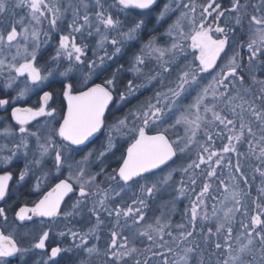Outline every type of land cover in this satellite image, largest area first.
<instances>
[{
  "label": "snow or ice",
  "instance_id": "1",
  "mask_svg": "<svg viewBox=\"0 0 264 264\" xmlns=\"http://www.w3.org/2000/svg\"><path fill=\"white\" fill-rule=\"evenodd\" d=\"M135 10L126 26L119 14ZM51 33L59 41L41 65ZM0 75L15 91L0 95L15 121L0 137L18 138L0 147L9 153L0 166L20 153L25 160L15 176L0 173V202L18 189H48L31 206H0V264H30L36 251L40 264H192L201 243L211 251L205 261L201 250L198 264H264V0H0ZM38 93V106H20ZM152 205L159 214L150 218ZM34 218L48 223L24 243L20 227ZM77 218L87 229L65 225L55 235L71 243L49 247L55 222ZM104 227L101 253L90 240Z\"/></svg>",
  "mask_w": 264,
  "mask_h": 264
},
{
  "label": "flooded vegetation",
  "instance_id": "2",
  "mask_svg": "<svg viewBox=\"0 0 264 264\" xmlns=\"http://www.w3.org/2000/svg\"><path fill=\"white\" fill-rule=\"evenodd\" d=\"M103 2H104L105 7H108V5L114 4L115 0H106V1H103ZM164 2H165V0H160L161 6L163 5ZM221 3L226 7L227 4L229 3V0H221ZM257 3H258V0H254L253 4H257ZM17 11H18V17H19V15H23V9H20V10H17ZM155 12H156V10L154 9L153 14H155ZM138 14H139V10H135V11L128 12V13H121V14H119V18L127 26V25L132 23L134 18L138 17ZM173 17H175V16H173ZM173 17H172V19L174 20ZM169 23H171V20L169 21ZM152 27H153V25L149 24L148 25V29L145 30V35H144V39L145 40L148 38L147 33L151 30ZM165 27H166V25H165ZM159 31L162 32L163 28H161ZM64 34H66V33H64ZM51 37H52V39L49 41V43L42 46L43 55L39 59V64H41V65L44 64V62L54 53L55 46H56V44L59 41V34H57V33L54 34L53 33V34H51ZM80 40H81V37L77 36V42H80ZM84 43H87V44L90 45V47H93L95 45V40H93L91 38H87V39H84ZM136 47H138V45ZM133 50H135V49H133ZM130 54H131V52H129V55ZM244 55H246V53H244ZM88 56L89 57L92 56V52L91 51L88 52ZM126 60H127V57H125V59L120 60L119 63L124 64L125 67H127L128 65L126 63ZM113 68H115V65H113ZM131 78H132L131 75H128L126 79H131ZM208 79H211V77L209 76ZM4 82H5V79H4ZM4 82H3V84L0 83V95H2L4 93H8V94L14 96L15 95V91L12 90V89L4 88V86H3ZM97 82H100V81H97ZM125 83H126V80H125ZM54 86L58 87V85H54ZM45 90H48V89H45ZM39 95H42V93H38L36 95L30 94L29 97H26L25 100L21 102L20 106H22V107L23 106H38L37 105V101L39 99ZM149 95H151V89L149 91L143 92V94L139 95L136 100L132 101V103L135 104L139 100H143L145 97H147ZM189 99H191V98H189ZM187 102L188 101H185V103H187ZM60 105L65 106V110H66V101H63V100H58L57 104L53 105V106H60ZM13 106H15V105H13ZM130 106L131 105H126L125 108H124V111H126L127 108L130 107ZM10 113H11V109L10 108L8 109V112H4L3 110H0V122H4V124H5V122H7V123H9L11 125H15V121L11 120V118H10ZM116 114L119 115L121 113H116ZM111 119H112V117L109 116V120H111ZM40 122L43 123V120H41ZM33 124H35V122H33ZM177 131L182 133V129H178ZM102 138H103V136L101 135L98 139L94 140L92 144H89L88 147L92 148L94 146H98L99 143H100V140ZM16 139H18V138L11 137V141H13V143L16 141ZM1 140H0V146H1L2 142H3ZM32 147L34 148V144H33ZM124 148H126V145H124ZM244 150H245L244 148H241V151H244ZM85 151H87V149H85ZM22 155L23 154L20 153V157H18L16 160H14L10 167L0 168V173H2L3 171L7 170V171H12L14 173V176H15V174L18 172V170L20 168H22L24 163H25L24 157H22ZM30 158H31V153L29 154V159ZM79 158H80L79 156L76 157V159H79ZM110 158H111V160L113 159L112 157H110ZM178 161H177V164H178ZM174 166H176V165H174ZM112 167H114V163H113ZM245 172H246V174H248L251 177L250 168L245 167ZM65 175H66V173H65ZM176 179L177 180L180 179L179 175L176 176ZM249 183L252 185L251 196L255 197L257 195L256 189H257V187H259L261 185V180H260L259 176H257L254 181L251 180V178H250ZM10 184H12L13 187L15 188V186H16L15 179H13V181H11ZM47 190H48L47 187H45L42 191H39V192H37L35 190H31L30 191L28 188L18 189L17 190V195L14 196L13 199L9 200L7 202V205H5L3 202H0V206H6V207L12 206L14 204V201H16L17 199L19 200L20 203L27 202L29 204V206H31L32 203L37 201V200H39L41 198V196L43 195V193L45 191H47ZM197 191H199V188H197ZM21 193H23V195H21ZM215 194L218 195V193H215ZM185 202H187V204H188V200L187 199H185ZM70 203H71V201H68V204H70ZM211 203H212V201L210 200L209 204H211ZM249 204H250V200H249ZM62 208H63L64 211L68 210V208L66 206L62 205ZM181 210H182L181 212H183V208H181ZM181 212L177 211L175 213L177 215L176 218L174 219L175 223H180L182 221V216L180 214ZM8 216H9L10 219L13 220L14 208L12 210L8 211ZM240 218H241L240 216H237V221H239ZM32 222H28V223H30V224L32 223V225L33 224H36V225H34L33 227L32 226L28 227V225H27L28 223H25V224H23L22 227H20V234L28 233V235H29L28 240L23 241L24 243L32 242L31 237L37 236L38 234H40L42 227H44L48 223L47 221H44L42 223L40 218H34V220ZM67 222L68 221H64L63 219H60V220H57L55 222V224H64V226L57 227V226H55V224L52 226L53 235L49 239V242H48L49 247L54 246L56 243H62L65 246H67L68 244L71 243L70 238L65 239V238H61V237H58L57 235H55L56 232L64 230L65 225H66ZM81 222L79 221V218L74 219V220L71 221V223L75 224L74 227L86 230L88 226H85V225L81 226V225L83 224V222L84 223H87V222L86 221H81ZM105 223H106V225H109V221L106 220ZM69 226H73V225H69ZM100 237L101 238H100L99 241H97L95 238H92L90 240V244H96L97 245V244L100 243V244L103 245L102 249H104L105 246H106V241L109 239V237H108V227H104V228H102L100 230ZM18 239H19V236H18ZM138 246L143 247V245H141V244H138ZM176 250H178V249H176ZM43 256H44V253H42L41 251H36L32 255V260L30 261V264H40V261H41ZM155 261H157V260L156 259L150 260V264H155ZM95 264H101V261L99 259H96L95 260Z\"/></svg>",
  "mask_w": 264,
  "mask_h": 264
},
{
  "label": "rangeland",
  "instance_id": "3",
  "mask_svg": "<svg viewBox=\"0 0 264 264\" xmlns=\"http://www.w3.org/2000/svg\"><path fill=\"white\" fill-rule=\"evenodd\" d=\"M103 1H106V0H103ZM63 2H64L65 4H67L68 0H63ZM185 2H187V0H185ZM177 14H179V13H177ZM68 18L70 19V17H68ZM173 18L175 19V17H173ZM61 27H62V29H63V32H64V33H67V24H63ZM51 34H53V33H51ZM54 34H55V33H54ZM4 79H6V76H4V75H0V83H1V84H3ZM20 86H22V83H21ZM6 124H9V123L5 122V124H4V122H0V128H3ZM1 139H2V140H1ZM0 140L3 141L0 147H3L4 145H7L8 148H11V147H12L13 141H11V137H7V138H5V137H0ZM8 154H9V153H8L7 151L0 152V155H8ZM18 157H20V154H18L17 157H14V158H13V161L16 160ZM22 157H23V155H22ZM109 158H110V157H109ZM110 160H111V159H110ZM180 163H181V161H178V164H177V165H179ZM0 168H4V166H0ZM92 170H93V171H96L97 169L93 168ZM66 174H67V173H66ZM166 198H167V197H166ZM185 205H187V202H185V199H183V200L177 202V204H176V211L172 214V222H173L174 224H176L174 219H175L176 216H177L175 213H176L177 211H178V212H181V211H182L181 208L184 209ZM155 209H156V205H153V211L150 212V216H149L150 218H151L153 215H158V214H159V212L156 211ZM181 213H182V212H181ZM181 213H180V214H181ZM9 221H10V223H11L13 220L9 218ZM80 222H81V221H80ZM32 223H33V222H32ZM32 223H31V224L28 223V224H27L28 227H30V226L33 227L34 225H36V224H33V225H32ZM81 223H82V222H81ZM83 225H84V223H83ZM166 239H167V237H166ZM97 246L100 248L101 253H102V252H103V249H102V246H103V245L99 243V244H97ZM201 250H202V247H201L200 250H198V252H197L195 258L192 260V264H198V261H199V254H200ZM180 251H181L180 249L176 250L177 255L180 254ZM203 255H204V252H203ZM172 259H174V257H173L172 255H169V260L171 261ZM204 259H205V261H207V259H208V255H207V254L204 255ZM213 259H215V258L213 257ZM156 260H157V261H155V264H159V259L157 258Z\"/></svg>",
  "mask_w": 264,
  "mask_h": 264
},
{
  "label": "trees",
  "instance_id": "4",
  "mask_svg": "<svg viewBox=\"0 0 264 264\" xmlns=\"http://www.w3.org/2000/svg\"><path fill=\"white\" fill-rule=\"evenodd\" d=\"M194 2L197 4V5H200V4H202V3H205L206 2V0H194ZM220 2H221V0H220ZM254 3V0H250V5L251 4H253ZM224 6V5H223ZM229 6V3L227 4V6L226 7H228ZM225 7V6H224ZM198 11H199V8L197 9ZM248 11H249V13H251L252 12V8H251V6H249V9H248ZM245 23H247L246 21H245ZM245 31H247V28H245L244 29ZM124 150V148H122L121 149V151H123ZM120 155V152H116V156L118 157ZM113 158V157H112ZM111 158H109V160H110ZM114 159V158H113ZM115 166H117L115 163H114V167ZM100 180H103V177H100L99 178ZM152 208H153V205H152ZM149 216H150V212H149ZM93 223H94V220L92 221ZM84 223V222H83ZM106 224V223H105ZM66 225H75V224H73V223H70L69 224V222H67L66 223ZM84 225L85 226H89L88 225V223H84ZM83 224L81 225V226H84ZM55 226H57V227H59V226H64V224H55ZM197 240H199V238H197ZM201 247H202V251L204 252V255L205 254H207L208 255V253L211 251V249H208V248H205L204 247V245L201 243ZM198 250H200V249H198Z\"/></svg>",
  "mask_w": 264,
  "mask_h": 264
}]
</instances>
